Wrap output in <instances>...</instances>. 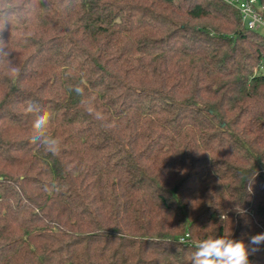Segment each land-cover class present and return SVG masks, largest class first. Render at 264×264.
I'll return each mask as SVG.
<instances>
[{"label":"trees","instance_id":"obj_1","mask_svg":"<svg viewBox=\"0 0 264 264\" xmlns=\"http://www.w3.org/2000/svg\"><path fill=\"white\" fill-rule=\"evenodd\" d=\"M0 39V264H191L264 233V33L236 7L0 0Z\"/></svg>","mask_w":264,"mask_h":264},{"label":"clouds","instance_id":"obj_2","mask_svg":"<svg viewBox=\"0 0 264 264\" xmlns=\"http://www.w3.org/2000/svg\"><path fill=\"white\" fill-rule=\"evenodd\" d=\"M5 48V41L0 39V54H7ZM75 91L81 94L83 89L77 86ZM26 110L35 113L32 140L42 143L47 150L56 152L59 141L47 134L50 113L42 112L37 104H30ZM224 219L227 217L222 215L221 220ZM261 244H264V233L250 236L247 242L235 240L231 235L209 236L196 243L191 264H252L249 257L260 250Z\"/></svg>","mask_w":264,"mask_h":264},{"label":"built area","instance_id":"obj_3","mask_svg":"<svg viewBox=\"0 0 264 264\" xmlns=\"http://www.w3.org/2000/svg\"><path fill=\"white\" fill-rule=\"evenodd\" d=\"M236 7L243 24L256 31H264V8L260 0H224Z\"/></svg>","mask_w":264,"mask_h":264},{"label":"rangeland","instance_id":"obj_4","mask_svg":"<svg viewBox=\"0 0 264 264\" xmlns=\"http://www.w3.org/2000/svg\"><path fill=\"white\" fill-rule=\"evenodd\" d=\"M261 32H263V33H264V31H261Z\"/></svg>","mask_w":264,"mask_h":264},{"label":"water","instance_id":"obj_5","mask_svg":"<svg viewBox=\"0 0 264 264\" xmlns=\"http://www.w3.org/2000/svg\"><path fill=\"white\" fill-rule=\"evenodd\" d=\"M222 125H224V123H222Z\"/></svg>","mask_w":264,"mask_h":264}]
</instances>
